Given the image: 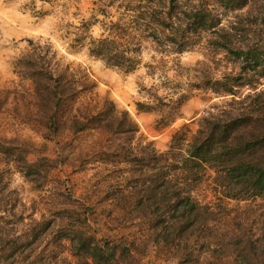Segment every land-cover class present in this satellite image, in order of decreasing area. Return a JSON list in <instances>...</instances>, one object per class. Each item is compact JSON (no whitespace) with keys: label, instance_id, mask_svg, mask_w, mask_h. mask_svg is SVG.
<instances>
[{"label":"rangeland","instance_id":"obj_1","mask_svg":"<svg viewBox=\"0 0 264 264\" xmlns=\"http://www.w3.org/2000/svg\"><path fill=\"white\" fill-rule=\"evenodd\" d=\"M219 1L162 0L147 14L143 0H0V264H264V192L224 156L181 165L205 120L264 114V77L234 95L215 85L258 77L223 47H244L234 25L250 29L264 76V0ZM194 11L216 28L173 36ZM118 36L139 46L121 67L92 53ZM178 189L198 206L192 227L167 208Z\"/></svg>","mask_w":264,"mask_h":264},{"label":"trees","instance_id":"obj_2","mask_svg":"<svg viewBox=\"0 0 264 264\" xmlns=\"http://www.w3.org/2000/svg\"><path fill=\"white\" fill-rule=\"evenodd\" d=\"M143 1L147 2V14H150V12L154 10V3L159 6V2L162 0ZM169 1L174 2V0ZM249 2L250 0H220L219 4L226 10H241L246 7ZM155 12L157 14H161V12L158 10H155ZM263 12L264 9L262 10V13ZM186 16L188 19H190L189 24L182 26L179 23L178 25L180 26L177 25V27H175L174 32L172 33L173 36L178 35L177 33H175L178 27H186V32L192 30H195V32H198L200 30L206 31L216 28L215 23L217 22V20L214 17H212L213 19H206V16L203 15L200 11L191 12L190 15L186 14ZM167 18L171 20L173 19L172 16H167ZM262 19H264V16H262ZM167 24H169V22H167ZM244 25L238 24V26L241 27H244ZM229 30L236 33L244 32L240 39L245 40L246 42L243 45L244 47L236 48L233 46L231 47V45L233 44L232 41L226 40V46H223L224 49L232 57L240 61L242 72H250L258 76L255 82L243 79L241 76H239V78H232L231 81H238V84H235V86L232 85L227 87L222 83L215 84L223 85L224 93L234 95V87L258 85L259 81L264 76H262V74H257V69L260 67L261 54L258 53L259 49H253V47H251V44L249 43V40H247L250 29H239L234 25ZM120 40V36H118V38L114 39L113 41H109L107 39L100 40L97 44H93L94 49H92V53L96 51L95 48H107L109 56L105 57L100 52L98 53L105 57L107 62L110 63L112 61V66L121 67L123 65L119 62L121 57L124 56V54H126L128 51L138 53L139 46L138 44H136L133 48H130L129 45L127 46L126 44H122ZM176 51H180V49L177 48ZM135 66H137L136 61L133 62L128 67V69H126L127 72L133 70ZM42 77L43 79L48 81L47 77ZM240 80H242V82H239ZM261 95L262 94L260 93L257 94L256 98H259ZM136 107L138 110L146 109V107H144L141 103H137ZM147 109L146 111H148ZM255 113H258V115H255ZM204 122V129L206 131L204 138L193 137L183 145L184 149L181 147L179 148L182 159L181 165H185L187 167L189 163H192L191 161H193V163L197 165H200L201 163L208 160L213 161L217 155L219 157L224 156L225 162L227 164V170L229 172L235 171L236 177H238V183L242 182L246 185L248 184L250 185V188L256 192H264V114H259V112H248V110L244 112L243 110L242 112L234 116L225 114L224 116L217 119L205 120ZM119 129L121 131L120 133H128L129 131L124 127H120ZM180 146L182 145L180 144ZM204 153H207L208 155L211 153V155L205 158L203 156ZM171 197L176 198V200L172 203L169 202L167 204V208L169 207L171 208V210L174 209V212L179 210L183 211L182 217L184 219V224H190V227H192L193 223L191 221V216L197 215L198 206L191 201L190 197L186 196L182 192V189H178L176 194H171ZM160 208H164L167 210L166 206L163 205ZM184 212L189 213V215L186 216ZM161 216L163 215H159V217L157 218L160 226L162 225L163 227H170L173 225V221L169 220L168 218L166 219V221L161 222ZM101 250L102 249L100 247L94 246V252H98Z\"/></svg>","mask_w":264,"mask_h":264}]
</instances>
